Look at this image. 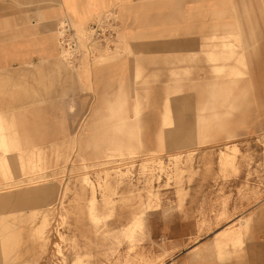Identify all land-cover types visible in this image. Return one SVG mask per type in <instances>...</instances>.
Segmentation results:
<instances>
[{
  "label": "rangeland",
  "instance_id": "374dc122",
  "mask_svg": "<svg viewBox=\"0 0 264 264\" xmlns=\"http://www.w3.org/2000/svg\"><path fill=\"white\" fill-rule=\"evenodd\" d=\"M103 2L78 24L62 0H0L30 26L67 19L81 38L112 9L120 22L111 51L73 64L57 43L53 57L0 73V200L11 196L0 221L17 237L4 248L0 222V264H264V0ZM115 126L136 133L132 155L110 152ZM230 143L238 151L224 166ZM42 187L48 197L33 195ZM140 211L130 238L122 229ZM43 214L46 242L32 239ZM230 228L241 243L219 256Z\"/></svg>",
  "mask_w": 264,
  "mask_h": 264
},
{
  "label": "bare ground",
  "instance_id": "6f19581e",
  "mask_svg": "<svg viewBox=\"0 0 264 264\" xmlns=\"http://www.w3.org/2000/svg\"><path fill=\"white\" fill-rule=\"evenodd\" d=\"M63 1V7L64 9H66L75 19V22L80 24L82 23V20L85 19L88 15H90L92 13V11L94 9H96V7L98 8L97 4L101 5L104 4L103 1H100V3L97 2V0H87V8H85V5H81V3L79 2V0H62ZM219 6H217L215 3H210L209 4V8L211 10L212 15H220L223 14V10H221L222 8H218ZM229 23H225L224 25H228ZM77 30V33L80 34L82 32V30H80V32L78 31V29L76 27H74ZM228 28V27H226ZM84 30V29H83ZM118 37V34H117ZM226 41V40H225ZM224 41V42H225ZM229 45L227 42L223 43L222 46L224 48V46ZM105 57V56H103ZM83 70L86 73H89L88 71V64H86L85 66H83ZM222 99H224V101H226V99H228V93H226V95L224 94L222 96ZM116 128L114 133H109L108 137H109V141H108V148L110 150V152H119V154L124 155V154H129L132 155L133 153L136 152L137 150V144L135 142L136 139V133H134V130L131 128H128L127 130H123L121 129L119 126H115L114 129ZM203 128V126H202ZM5 130V125L4 122L0 121V146L4 147V150L7 151L8 147V139L6 137V134L4 133ZM124 136V137H123ZM238 151V147L236 146V144L234 143H230L227 144L225 146V149L223 151H221V160L224 166H228V164H233V159L236 155ZM32 153L31 156L36 155V153L38 154V152L35 150L30 151ZM0 167L4 168V166H7V159H9L8 156L5 155V152L0 153ZM106 156H110V154H107ZM25 156L23 154L20 155V158H24ZM21 166H23V163H21ZM107 176V174H106ZM106 178H103V182L105 181ZM121 179V178H120ZM119 180V178H118ZM116 179V181L118 183H121V181H118ZM84 181L87 184H90L92 189H93V194L92 197L90 198V203H89V215L91 216V218L94 221H99L101 220V218L105 217L106 215L103 214H99L97 211V202L98 199L95 197V193H94V187L97 188V185L95 184V186L93 185V183H91V181L88 180V178L85 176L84 177ZM109 184V183H108ZM107 184V185H108ZM98 185H102V182L98 183ZM108 187V186H106ZM33 192V191H32ZM35 196L39 195L40 197H48L51 193V188L49 187H42L40 189H37L33 192ZM30 198V196L27 194V192H24L23 195L20 197V199H28ZM103 200L105 204H110V198H108L105 194L103 195ZM152 198H150L149 202L147 203L146 207H151L153 206L152 203ZM11 199V196H7L5 197V199L0 200L5 202V200ZM11 202V201H9ZM12 203V202H11ZM14 203V202H13ZM55 205V204H53ZM4 203H0V207H3ZM53 206H51L52 208ZM50 208V209H51ZM143 211H140L138 213L135 214L134 216V221L128 225L127 227L123 228V232L125 234H127V236H129L130 238L133 237L135 228L137 226H139L141 224V218H142V213ZM43 218L41 220V222L38 224V226L32 231V239L33 240H39V241H43L46 242V240H48V233L46 232V228L49 224V219L46 216V214H43ZM249 221L250 219H248L243 225L245 226L244 229L248 228L249 225ZM2 223V230H3V234L1 236V240L3 242V247L5 248L6 243L10 242V241H16L17 237L15 235H13L12 231L10 233V228L8 226V224L6 223V221L2 220L0 221ZM60 237H62V235H60ZM50 239V237H49ZM242 240V230L241 229H233L230 228V230H225L223 233H221L219 236H217L215 243L216 246L218 248V254L219 256H222L224 254V248L225 246H227L230 242L232 243H241ZM2 247V248H3ZM3 248V249H4ZM59 252L61 253V251L59 250ZM193 261V260H192ZM194 262V261H193ZM73 264H87L85 262H83V260L81 259V257H77L73 262Z\"/></svg>",
  "mask_w": 264,
  "mask_h": 264
},
{
  "label": "crops",
  "instance_id": "0c3cea01",
  "mask_svg": "<svg viewBox=\"0 0 264 264\" xmlns=\"http://www.w3.org/2000/svg\"><path fill=\"white\" fill-rule=\"evenodd\" d=\"M100 1L104 0H97L98 3ZM115 1L119 2L120 0ZM130 1L136 2L141 0ZM86 2L87 0L81 2V5H85V8H87ZM53 15H55L54 10L48 9L45 12V16L49 20H51L50 18ZM23 19L22 14H16V16L12 14L8 15L5 7L0 3V73L11 67L31 64L33 61L40 59H49L58 50V41L56 39L57 28L54 30V24L48 21V23H43L40 26L32 16V25L30 26ZM24 27L27 28L24 29Z\"/></svg>",
  "mask_w": 264,
  "mask_h": 264
},
{
  "label": "built area",
  "instance_id": "2783aa9c",
  "mask_svg": "<svg viewBox=\"0 0 264 264\" xmlns=\"http://www.w3.org/2000/svg\"><path fill=\"white\" fill-rule=\"evenodd\" d=\"M119 23L117 10L112 9L91 21L85 27L86 35L81 38L67 19L62 20L56 31L60 55L76 64L83 55L94 57L99 51H111L118 40Z\"/></svg>",
  "mask_w": 264,
  "mask_h": 264
}]
</instances>
